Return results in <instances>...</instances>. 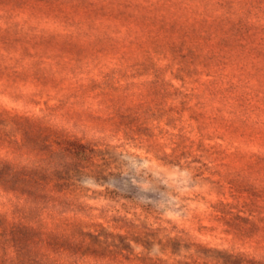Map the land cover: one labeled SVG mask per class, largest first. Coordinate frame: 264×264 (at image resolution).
<instances>
[{
	"label": "rangeland",
	"instance_id": "374dc122",
	"mask_svg": "<svg viewBox=\"0 0 264 264\" xmlns=\"http://www.w3.org/2000/svg\"><path fill=\"white\" fill-rule=\"evenodd\" d=\"M0 157V258L264 264V0H0Z\"/></svg>",
	"mask_w": 264,
	"mask_h": 264
},
{
	"label": "trees",
	"instance_id": "16d2710c",
	"mask_svg": "<svg viewBox=\"0 0 264 264\" xmlns=\"http://www.w3.org/2000/svg\"><path fill=\"white\" fill-rule=\"evenodd\" d=\"M178 51L179 50L177 49L176 52H178ZM182 56L183 55H181V56L179 55L180 58ZM66 143L68 144V146L72 145V146H70V148H73L76 145H82L81 146V149H82V147L84 146L80 142L77 143V141L76 142H74V141H66ZM79 149H80V147H79ZM7 164H8L7 160L2 158V157H0V177H2V181H3L2 185H4L6 182H10V181L15 182L19 178L31 180V181H34V182L37 181V179H38L37 176L39 177V179L42 178V177L45 178L44 171L41 172L36 167L26 168V166L20 165V164L15 165L14 168H12V170L4 173L3 172V168ZM77 169L78 168L75 165H73L72 162L68 163V161L65 160L59 167L54 168L53 170H50V176H56L57 184H55V186L60 187V188L61 187L66 188L67 182H68V177H69L70 173L72 171L76 172ZM38 185H43V184L38 182ZM3 189H5V186H2V190ZM18 228H31V226L29 224L22 223L20 220H18V218L13 220V221H11V222H9V224H4L2 222V219H1V216H0V250L3 251V253H6V256H7V248L4 246L5 245L4 241L7 238H6L5 234L6 233L14 234L16 231L19 230ZM13 242L14 243L11 244V248H12V250L14 252V257H7L6 259L1 257L0 258V264H32L33 261L29 260L28 258H25V259H20L19 258L18 253L20 252L22 247H20L19 245H16L15 241H13ZM3 253H0V254H3ZM235 263L237 264V261ZM251 264H254V263L251 261Z\"/></svg>",
	"mask_w": 264,
	"mask_h": 264
}]
</instances>
